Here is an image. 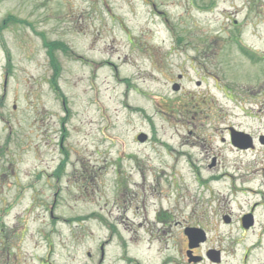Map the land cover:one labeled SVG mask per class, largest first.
I'll return each mask as SVG.
<instances>
[{
  "label": "rangeland",
  "instance_id": "1",
  "mask_svg": "<svg viewBox=\"0 0 264 264\" xmlns=\"http://www.w3.org/2000/svg\"><path fill=\"white\" fill-rule=\"evenodd\" d=\"M263 87L264 0H0V264L48 248L80 264L101 242L122 264L131 239L130 255L156 262L149 227L135 231L145 212L264 162L207 132L224 119L263 130L242 116ZM207 135L225 168L202 169Z\"/></svg>",
  "mask_w": 264,
  "mask_h": 264
},
{
  "label": "flooded vegetation",
  "instance_id": "2",
  "mask_svg": "<svg viewBox=\"0 0 264 264\" xmlns=\"http://www.w3.org/2000/svg\"><path fill=\"white\" fill-rule=\"evenodd\" d=\"M258 94L259 90L254 91L250 98L254 102L246 109L249 114L242 116L253 121L256 131L261 121L263 130L256 133L248 125L227 124L224 119L213 121L208 134L214 133L220 144L228 145L234 151L252 152L256 146L264 149V118H259L260 113L264 115V103L258 102ZM208 138L210 135L202 140L205 142H200L206 154L200 158L207 159L202 169L225 168V164L218 161L223 149L213 150ZM185 156L186 152L182 154ZM234 164L232 176L207 175L183 188L175 186L176 193L171 201L159 200L151 209V218L148 220L145 212L144 222L135 224L136 232L142 224L149 227L147 248L156 250V262L130 255L129 245L136 242L131 238L126 244H117L116 251L123 252L126 257L120 256L115 258L116 261L122 264L124 261V264H264V162L245 164L260 165L247 168L246 172H240L238 162ZM73 171H76L75 166ZM52 204H55L53 200ZM48 211L50 218L66 221L62 216L53 215V208ZM134 213L139 214L138 205L134 207ZM42 236L49 237L48 233ZM107 249L108 243L101 242L93 253L85 252L86 258L80 259V264H106ZM51 251L48 248L41 257H36V264H58L51 261Z\"/></svg>",
  "mask_w": 264,
  "mask_h": 264
},
{
  "label": "water",
  "instance_id": "3",
  "mask_svg": "<svg viewBox=\"0 0 264 264\" xmlns=\"http://www.w3.org/2000/svg\"><path fill=\"white\" fill-rule=\"evenodd\" d=\"M173 88H174V90H177L178 89L177 86H174ZM137 140L144 141L145 140V136L142 135V134H140V135L137 136Z\"/></svg>",
  "mask_w": 264,
  "mask_h": 264
}]
</instances>
